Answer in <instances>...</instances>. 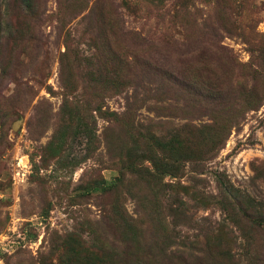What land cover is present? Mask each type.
I'll use <instances>...</instances> for the list:
<instances>
[{"label": "rangeland", "instance_id": "1", "mask_svg": "<svg viewBox=\"0 0 264 264\" xmlns=\"http://www.w3.org/2000/svg\"><path fill=\"white\" fill-rule=\"evenodd\" d=\"M100 262L264 264V0H0V264Z\"/></svg>", "mask_w": 264, "mask_h": 264}, {"label": "trees", "instance_id": "2", "mask_svg": "<svg viewBox=\"0 0 264 264\" xmlns=\"http://www.w3.org/2000/svg\"><path fill=\"white\" fill-rule=\"evenodd\" d=\"M205 60L206 59L202 60V57H200L199 59L196 60V62H195L196 64L194 63L192 68L190 67L189 73H188V78L186 79L187 85L192 86V87H196L197 85L204 84V82L206 80H211L214 78L211 76L209 62H206L207 60L206 61ZM87 68L91 72L90 73L91 82H93L94 84L98 85V84H103V83H107V84L110 83L112 88L115 87L116 85L119 87H122V83L118 82L119 74L117 72L110 73L109 77H106V78L104 77L105 74L102 73V71L104 69H103V65L101 64V61L97 62L96 64L88 63ZM93 69H94V71H93ZM128 83H131V82L128 81ZM152 141L155 144L158 143V144H156V147H157V149H159L161 151L162 155H164V158L166 159V161L163 162L159 158L157 160V159L153 158L150 154L147 156V158H145L146 154H144V152H142L141 158H140L141 163L146 159L147 161L153 162L154 164H153V167L151 170L146 168V167L143 170L139 167V169H137L135 172H131L132 175L136 176V179H140L144 182L154 181V182H159V184H163L165 181V178L167 176L178 178L177 175L180 174V169H182V167H180V166H182L188 162L194 163L197 161V160L195 161L192 158L180 157V152H181V149L183 148L182 142H178L176 144L174 150H170V153H169L166 150L169 147L167 145L163 144L161 142V139H158L155 136H152ZM146 148H148V147L146 146ZM167 153H169V154H167ZM175 154L177 156H175ZM193 171H195V170H193ZM141 175H142V177L139 178ZM115 187H117V186H115ZM179 189H181V188L179 187V184H178L176 187L177 200L179 199V195H178ZM179 203H184V202L179 201ZM184 214L185 213L183 212L182 215H184ZM93 252H94V247L93 248L85 247L84 252L78 253V254L83 255L88 261H92V259L89 258V256L91 255V257H92ZM100 264H101V262H100Z\"/></svg>", "mask_w": 264, "mask_h": 264}, {"label": "water", "instance_id": "3", "mask_svg": "<svg viewBox=\"0 0 264 264\" xmlns=\"http://www.w3.org/2000/svg\"><path fill=\"white\" fill-rule=\"evenodd\" d=\"M17 125V124H16Z\"/></svg>", "mask_w": 264, "mask_h": 264}]
</instances>
